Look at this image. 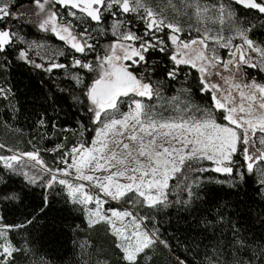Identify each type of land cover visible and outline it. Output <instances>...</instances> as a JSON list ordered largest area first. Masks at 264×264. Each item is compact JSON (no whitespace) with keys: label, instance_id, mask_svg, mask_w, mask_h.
<instances>
[{"label":"snow or ice","instance_id":"1","mask_svg":"<svg viewBox=\"0 0 264 264\" xmlns=\"http://www.w3.org/2000/svg\"><path fill=\"white\" fill-rule=\"evenodd\" d=\"M28 66L44 102L25 147L0 143V264L31 253L38 220L9 221V205L57 187L111 240L75 242L69 264H264V76L249 71L264 73V0H0L10 120L8 76ZM173 214L183 239L161 230Z\"/></svg>","mask_w":264,"mask_h":264},{"label":"trees","instance_id":"2","mask_svg":"<svg viewBox=\"0 0 264 264\" xmlns=\"http://www.w3.org/2000/svg\"><path fill=\"white\" fill-rule=\"evenodd\" d=\"M259 35L260 33L258 32L257 36ZM38 71L32 70L30 66L13 67L10 70L8 76L9 86L13 87L16 93L18 100L17 107L21 108V114L16 120H10L11 109L5 106L3 100H0V143H6L10 146L17 145L23 148L26 146L25 141L35 135V130L32 127L34 120L29 117L44 102L40 89L41 77L37 75ZM43 79L49 80V76L44 75ZM43 91L47 92V87ZM63 119L62 114L61 121ZM5 121L12 127H5ZM13 128L20 129L23 135L13 131ZM67 135L69 136V140L73 139L71 133H67ZM41 144L50 146L47 144V141H41ZM45 158L51 163V154H47ZM18 183L19 178H17ZM224 187L227 189V186ZM42 193L48 196L46 207L43 204ZM65 196L66 192L61 191L58 187L53 190L35 188L34 191L32 188H29L26 190L23 204L17 206L9 205L11 210L6 214L9 221L21 223L25 217H30L33 214L38 217V220L34 222L35 226H27L26 230L22 233V237L29 241V247L32 251L28 255H19L16 264H40L42 260L48 261V264H69L74 258V251L78 257L79 250L75 248V242L85 239H90L98 246L109 250L111 240L105 234L103 228L91 232L86 231L85 221L81 219V213L73 211L72 205L65 200ZM221 196L224 200L234 198L226 196L223 192ZM240 199H247L243 191L240 194ZM42 207L44 208L43 213L39 211ZM2 208L3 205H0V209ZM75 225H79V228H75ZM160 226L167 236L171 237L175 235L183 239V233L177 229H183L187 225L173 214L171 217H164ZM209 235H211V232H209ZM172 243L175 245L176 242L172 241ZM174 252L181 258L187 256L189 261H193L194 258L196 261L201 259L200 256H195L194 252H186L183 246L174 247ZM111 256L113 264H115L117 257L114 253Z\"/></svg>","mask_w":264,"mask_h":264},{"label":"flooded vegetation","instance_id":"3","mask_svg":"<svg viewBox=\"0 0 264 264\" xmlns=\"http://www.w3.org/2000/svg\"><path fill=\"white\" fill-rule=\"evenodd\" d=\"M32 38H36V37L33 36ZM47 42L50 43V44H55V45H61L62 44V42H59V41H57L55 39H50ZM249 71H250L251 75L255 76L257 79H260L261 76H264V73H259L256 69H250Z\"/></svg>","mask_w":264,"mask_h":264},{"label":"rangeland","instance_id":"4","mask_svg":"<svg viewBox=\"0 0 264 264\" xmlns=\"http://www.w3.org/2000/svg\"><path fill=\"white\" fill-rule=\"evenodd\" d=\"M32 38V37H31ZM32 39H35V38H32ZM48 43V42H47ZM113 204H115V202H113Z\"/></svg>","mask_w":264,"mask_h":264}]
</instances>
